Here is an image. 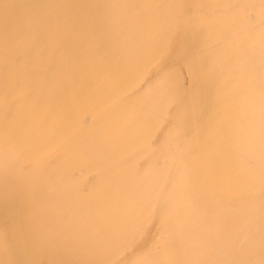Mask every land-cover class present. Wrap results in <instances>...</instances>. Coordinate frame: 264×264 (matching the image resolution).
<instances>
[{"label":"rangeland","instance_id":"rangeland-1","mask_svg":"<svg viewBox=\"0 0 264 264\" xmlns=\"http://www.w3.org/2000/svg\"><path fill=\"white\" fill-rule=\"evenodd\" d=\"M263 257L264 0H0V264Z\"/></svg>","mask_w":264,"mask_h":264},{"label":"bare ground","instance_id":"bare-ground-1","mask_svg":"<svg viewBox=\"0 0 264 264\" xmlns=\"http://www.w3.org/2000/svg\"><path fill=\"white\" fill-rule=\"evenodd\" d=\"M41 1H42V0H41ZM50 3H52V2H50ZM31 4H32V3H30V5H31ZM37 5H38V4H37ZM183 5H184V4H183ZM17 6H18V5H17ZM23 7H24V6H23ZM33 7H34V6H33ZM15 8L17 9V7H15ZM24 8H25V7H24ZM30 8H31V7H30ZM19 9H20V8H19ZM181 16H182V15H181ZM180 21H181V20H180ZM178 25H179V23H178ZM179 26H180L179 28H180V30H181V24H180ZM184 26H185V25H184ZM179 28H178V29H179ZM184 28H185V27H184ZM186 28H188V27H186ZM186 28H185V29H186ZM188 29H189V28H188ZM169 30H170V29H169ZM156 31H157V30H156ZM183 31H184V30H183ZM183 31H182V32H183ZM176 32H177V30H176ZM154 33H155V32H154ZM177 33H178V32H177ZM189 35H190V33H189ZM192 35H193V34H192ZM192 35H190V36H192ZM174 37H175V35H174ZM174 37H173V38H174ZM183 37H184V36H183ZM208 38H209V37H208ZM199 43L201 44V42H199ZM203 43H204V42H203ZM184 44H185V43H184ZM167 51H168V50H167ZM191 51H192V50H191ZM194 51H195V50H194ZM184 52H185V50H184ZM183 54H184V53H183ZM192 54H193V53H192ZM192 54H191V55H192ZM177 58H178V57H177ZM189 58H191V57H189ZM193 58H194V57H193ZM186 60H187V59H186ZM189 60H190V59H189ZM132 64H133V63H132ZM133 67H134V66H133ZM129 68H132V67L130 66ZM223 78H225V77H223ZM127 82H128V81H127ZM130 82H131V81H130ZM206 86H207V85H206ZM208 86H210V85H208ZM137 93H138V92H137ZM187 93H188V92H187ZM129 94H130V93H129ZM130 95H132V94H130ZM133 95H134V94H133ZM138 95H139V94H138ZM128 96H129V95H128ZM133 100H134V99H133ZM128 104H130V103L128 102ZM14 202H15V201H14ZM14 254H15V253H14ZM28 262H29V261H28Z\"/></svg>","mask_w":264,"mask_h":264},{"label":"crops","instance_id":"crops-1","mask_svg":"<svg viewBox=\"0 0 264 264\" xmlns=\"http://www.w3.org/2000/svg\"><path fill=\"white\" fill-rule=\"evenodd\" d=\"M256 242V241H255ZM263 259H264V257H263Z\"/></svg>","mask_w":264,"mask_h":264}]
</instances>
